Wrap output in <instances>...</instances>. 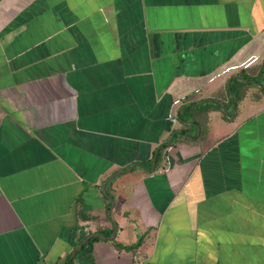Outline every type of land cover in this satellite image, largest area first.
I'll return each mask as SVG.
<instances>
[{
	"label": "crops",
	"instance_id": "1",
	"mask_svg": "<svg viewBox=\"0 0 264 264\" xmlns=\"http://www.w3.org/2000/svg\"><path fill=\"white\" fill-rule=\"evenodd\" d=\"M0 264H264V0H0Z\"/></svg>",
	"mask_w": 264,
	"mask_h": 264
}]
</instances>
